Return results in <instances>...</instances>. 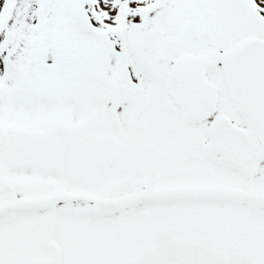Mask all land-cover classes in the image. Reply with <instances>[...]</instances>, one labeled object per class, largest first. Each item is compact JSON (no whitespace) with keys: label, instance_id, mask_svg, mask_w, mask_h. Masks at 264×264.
I'll use <instances>...</instances> for the list:
<instances>
[{"label":"snow or ice","instance_id":"snow-or-ice-1","mask_svg":"<svg viewBox=\"0 0 264 264\" xmlns=\"http://www.w3.org/2000/svg\"><path fill=\"white\" fill-rule=\"evenodd\" d=\"M0 264H264V0H0Z\"/></svg>","mask_w":264,"mask_h":264}]
</instances>
